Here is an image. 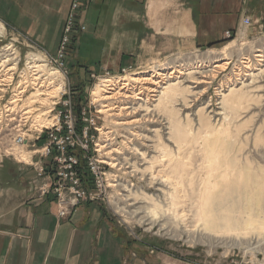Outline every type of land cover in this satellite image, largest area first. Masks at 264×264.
Here are the masks:
<instances>
[{
    "label": "rangeland",
    "instance_id": "rangeland-1",
    "mask_svg": "<svg viewBox=\"0 0 264 264\" xmlns=\"http://www.w3.org/2000/svg\"><path fill=\"white\" fill-rule=\"evenodd\" d=\"M72 1L0 0V52L4 44L9 46V42H14L23 58L28 53L39 57L57 55ZM83 1L82 7L74 11V25L64 56L66 74L56 73V80L44 85L47 86L45 90L39 89L41 98L32 102L30 117L24 126L29 128L26 143L15 146L13 151L25 150L29 153L27 162H30L33 148L29 145L36 141L39 148L48 141L45 128L51 126L54 113L62 107L57 103V109L53 110L54 99L45 103L44 98L49 87L60 80V89L65 88L69 94L62 96L57 92V96L61 100L70 98L78 134L83 126L89 125L83 121L82 111L87 116H98L96 124L101 131L90 128L94 138L88 137L87 142L88 153L102 160L104 194L81 203L91 204L101 216L110 220V227L116 238H121L123 252H126L123 264H133L136 258L147 264H159L164 260V264H264V212L261 209L258 212L253 207L252 224L236 232L222 233L221 230L216 233L214 229H204L203 223L194 218L197 205L204 202L199 192L205 188L204 196L209 195L208 206L215 218H228V214L231 217L228 209L252 206L250 194L260 188L263 193L259 202L264 206V56L262 61L254 56L258 51L264 55V0H189L194 7H165V12L156 13L159 17L154 21L147 19L145 7H89L94 0ZM178 2L181 0L175 4ZM162 16L169 20V26H160ZM246 17L250 19L247 25L243 22ZM226 45L227 49L222 51ZM228 58L226 68L219 71L211 83L192 89L200 92L206 88L205 92L196 94L197 98L188 108L179 102L166 105L137 100L134 105L137 112L132 117L140 119L132 128L138 130L140 137L133 138L131 129L117 127L111 117L99 112L102 103L93 92L97 85H105L106 82L99 83L103 78H127L135 72L148 74L158 68L168 72L176 65L191 71L198 61L210 69ZM245 64L251 65V69H245ZM239 69L242 75H237ZM245 72L249 75H243ZM2 73L0 77H5ZM16 81L17 73L9 93ZM182 82L180 87L190 90L192 84ZM32 92L38 91L27 87L22 92V107ZM222 99L228 103L223 110L220 108ZM211 110L221 114L215 115ZM36 115L49 123L41 127L38 139L34 138L35 131L41 128L32 123ZM61 118L65 120L64 113ZM169 120L180 130H171ZM101 126L111 131L110 137L115 138L112 147L122 148L123 154L109 156L104 154L105 148H99V153L94 149V142L104 144ZM215 130L220 131L219 144L212 140ZM1 134L8 135L5 126ZM9 137L0 136V146L12 141ZM162 149L172 154L179 150L186 162L180 174L169 159L164 161L169 163L167 167L160 166ZM211 149L216 152L215 159ZM72 152L83 166L87 159L85 153L78 148ZM110 161L118 165L112 167ZM18 165L26 164L17 162L12 156L6 157L0 165V183L5 185L13 180L12 176L23 172V169L18 170ZM88 170L81 175L93 190L94 176ZM151 175H157V183L151 182ZM167 192L173 193L177 203L172 204L164 198ZM143 205L147 207L146 212L151 209L154 213L148 211L147 214L149 219L152 216L153 224L138 221L145 212L131 214ZM117 206H124V211ZM246 217V213L241 214L242 226ZM246 245L251 250L243 248Z\"/></svg>",
    "mask_w": 264,
    "mask_h": 264
},
{
    "label": "crops",
    "instance_id": "crops-1",
    "mask_svg": "<svg viewBox=\"0 0 264 264\" xmlns=\"http://www.w3.org/2000/svg\"><path fill=\"white\" fill-rule=\"evenodd\" d=\"M177 1L94 0L89 7H145L147 19L154 21L165 7H194L189 0ZM168 21L162 16L160 26H169ZM22 169L26 173L0 183V264H123L126 252L107 217L81 203L71 217L58 219L52 197L37 196L33 168L18 165ZM133 264L147 262L136 258Z\"/></svg>",
    "mask_w": 264,
    "mask_h": 264
},
{
    "label": "built area",
    "instance_id": "built-area-1",
    "mask_svg": "<svg viewBox=\"0 0 264 264\" xmlns=\"http://www.w3.org/2000/svg\"><path fill=\"white\" fill-rule=\"evenodd\" d=\"M84 3L83 0H73L70 4L71 12L67 16V23L64 29V35L60 42V49L55 56H44L39 57V62L37 67H30L28 55L25 54L24 58L19 54V51L14 42H9V48L14 52L13 58L9 60L14 61L16 68L11 70L12 80H7L8 77L6 70L3 71V67L0 66V73L3 72L0 77V136H10L11 139L8 144H3L0 146V165L3 163L6 157L12 156L17 162H23L26 165L31 166L34 169V177L32 178V183L38 194V197L44 198L46 196H51V201L55 206V214L59 218H66L71 215L72 211L83 201L88 198L99 197L104 194V172L101 166V159L99 156H93L89 154V139H93L94 136L90 135V128L96 131H100L96 124L97 115L87 116L85 111H82V119L85 123L88 122L89 125L83 126L80 134L76 132L74 127V119L72 117L71 100L69 97L61 100L59 96L54 98V106L52 109H57V103H61L59 110L54 113V121L50 127H46L45 136L48 140L45 144L36 147L34 141L29 146L33 148L30 150L32 155L30 157L31 161H20L15 158V155L11 152L15 146H21L24 141L26 143V135L29 131L25 129L24 126L30 117L27 110L20 104L23 93L20 96L14 97V93L11 90L9 93V87L13 83L14 75L17 73V81H29L26 82L25 88L30 87V89H43L48 85L49 74L47 70H53V76L55 74L64 75L66 74L64 56L67 53V47L70 42L69 34L72 32L74 25V11L82 7ZM243 22L247 25L250 19L246 17ZM84 29V26H81ZM7 44V43H6ZM6 44H4L6 46ZM2 45L1 48L4 46ZM29 63V64H28ZM125 71V69H123ZM113 77V76H112ZM33 78V79H30ZM108 78V77H106ZM15 83V84H16ZM52 83V82H51ZM49 83V84H51ZM14 84V85H15ZM5 92H4V91ZM23 91V92H24ZM62 96L69 94V92L64 88L59 89L58 93ZM8 93V94H7ZM63 108H66L63 111ZM51 109V110H52ZM50 110V111H51ZM64 113L65 120H62L61 115ZM5 126L8 135H2V127ZM42 128L35 131V139H38L42 133ZM98 144L94 142V149L99 153ZM74 148H78L85 153V164L80 166L79 158L72 152ZM95 152V151H94ZM96 157V158H95ZM94 176V189L90 190L87 182L82 178V172L87 171L88 168ZM89 171V170H88Z\"/></svg>",
    "mask_w": 264,
    "mask_h": 264
},
{
    "label": "bare ground",
    "instance_id": "bare-ground-1",
    "mask_svg": "<svg viewBox=\"0 0 264 264\" xmlns=\"http://www.w3.org/2000/svg\"><path fill=\"white\" fill-rule=\"evenodd\" d=\"M9 47L10 46L7 45L1 49L0 66L3 67V69H4L3 71L6 70V72L9 73L8 78H10V81H11L12 80V72H10V71L14 70L16 68V66L14 65V61H12V62L9 61L13 58V54H14V52ZM225 49H227V45L222 48V51ZM9 50H11V51H9ZM254 56L258 57L256 60L262 61L263 59L261 57H263L264 55H263L262 51H258V53H256ZM28 59L30 61L29 63L32 64L30 67L33 68V67L39 66L38 65L39 55H37L35 53H28ZM228 60H230V59L228 58V59L224 60L222 63H215V64H213V66L210 69H206L205 68L206 66L198 61V63H195L192 66L191 71L190 70L186 71L187 67L176 65V66L170 67L171 69L168 72L165 69H161V68L159 69L158 68L156 70L155 69L152 70V72H150L148 74H145L146 72H135L133 74H130L127 78H125L124 76H122L121 79H119L120 77H118V76L103 78L99 83L106 82L105 85H103V87H102V85H97L94 89L96 92H93L94 94L97 95V97H96L97 101L98 102L101 101V103H102L100 106L99 112L100 113L101 112L106 113V116L108 115L109 117H111L113 124L116 125L117 127L121 128V129H128V128L131 129L132 130L131 134L133 135V138L140 137L138 130H135V128H132V126H134V124H136L140 119V117L139 118L132 117V115L137 112V110H136L137 108L134 107V105L137 103V100H142L146 104L149 103L150 101H153V102L158 101V102H163V104H166V105H170V104H173L175 102H177V103L179 102V104H181L182 107L188 108L191 106V102L197 98L196 94L197 93L200 94V93L205 92L206 88L200 90V92L193 91L192 89L198 87L201 84L211 83V81L213 79H215L217 73L226 68V65L229 63ZM248 60H245L246 64H248L247 63ZM246 64L243 65V67H246L245 69L250 70L251 65H246ZM188 68H189V66H188ZM240 68H242V67H240ZM47 71L49 74L48 80H49V83H51L54 81L53 80L54 79L53 70H47ZM237 75H242V74H240V69H239ZM243 75L247 76V75H249V73L245 72ZM30 79H33V78H30ZM111 79H113V80H111ZM114 79H117V80L115 81ZM172 79H176V80L174 81ZM120 80H121V83H120ZM28 81H29V77H28L27 81H20V82L15 84V86L13 87L14 88L13 89L14 97L20 96V94L24 91V87L26 85V82H28ZM182 81H187V82H190L192 84L191 87H189L190 90L185 89V88L182 89L180 87V83ZM61 84H62L61 81L58 80V81H56V83L52 84L51 87H49L50 89L48 90L47 97L44 98L45 103L47 101H49V102L52 101L57 96V92L60 89ZM99 87H101V89H99L100 91H98ZM45 89H42V90H45ZM37 91L38 92H32L30 95H28V97L25 98L26 102L24 103V108L27 110L28 113L31 111L32 102L35 101L36 99L41 98L40 96H38L40 94L39 88H37ZM91 95H92V92H91ZM189 98H192V99H189ZM23 99L24 98H22V100ZM92 101H93V103L96 104V102L93 100V98H92ZM221 104H222V106L220 107L221 110H223V108L225 109L226 104L228 105V103H225V101L223 99L221 100ZM214 110H211V111H213V114H215V115L221 114L220 112L214 111ZM152 113H151V115H153ZM145 119H147V118H145ZM172 121L169 120L170 129L179 131L180 130L179 127L177 128L176 123L175 122L172 123ZM32 123H33V125L34 124L36 125V128H41L44 125L45 126L49 125L48 121L45 122V119L41 118L40 115H36L34 117V120L32 121ZM99 130L101 131V129H99ZM110 132H111L110 130L105 131V128L102 127L104 144H101L100 142H98V143H100V144H98L100 150H102L101 148L107 149L104 152V154L109 155V156L112 154H116V155L117 154H123L122 148L112 147V145H113L112 140H114L115 138L112 136L110 137ZM211 133L212 132H210V134ZM219 134H220V131L215 130L213 132V139L212 140L217 144H219L218 138L221 137V136H219ZM148 150H149V148H148ZM207 150H209V149L206 148V151ZM161 151H162V155H161V153L159 155L160 156L159 161L161 162L160 166L167 167L169 165V163L172 161L174 163L173 164L174 169L177 171L176 173L180 174V169H182V166L184 165L185 161L182 158V156L180 155L179 150L176 151L174 154H172L171 151L168 152V151H164L163 149ZM216 151H217V149H216ZM11 152L15 153L16 159H18L20 161H29V153H27L25 150L24 151H17V152H14L12 150ZM212 152L214 153L213 158L215 159L216 158V155H215L216 152L214 150H212ZM138 154H139V152H138ZM146 154H148V153H146ZM132 156H137V154L135 155L134 153H132ZM111 159L115 160L116 158H111ZM168 159H169V163L167 164V162H164V161H167ZM142 161H144V160H142ZM108 163H110V165H112V167L116 164L118 165V163L114 164L111 161ZM133 171H135V170L133 169ZM163 172H165V171H163ZM157 175H158V173H157ZM157 175H155V176L151 175V182L152 183H157ZM166 178H168V180L170 179L168 176ZM162 179H163V177H162ZM175 181H176V179H175ZM175 184H178V183H175ZM166 185H167V183H166ZM173 186L174 185H172V187ZM172 190L174 191L175 189H172ZM262 190H263V188H260L255 193L250 194L251 195L250 198L252 199V204H253L252 206H246V207H244L245 209H239V210L228 209L229 212L232 213L231 217H229L230 214H228V216H227L228 218H225V217H216L215 218V216L213 215L214 211L211 210L208 206L207 200L209 199L208 198L209 195L206 194V196H204V194L207 192V188H205L204 191L199 192L200 193L199 196H200V198H202V200L204 202L200 205H197L196 210L194 211L195 212L194 218H196V221H201V223H203L204 229L205 228L207 229V227H208V228L214 229L216 233L218 231L221 232V230L224 231L222 233H226L227 231L236 232L235 230H238V229H246L250 224H252V220L254 217V215L252 213L253 207L258 209L257 210L258 212L260 209L262 212H264L263 211L264 206L261 205L259 202L260 201L259 200L260 195L263 193ZM174 193H178V192L174 191ZM172 194L173 193L167 192L163 196L166 200L167 199L170 200L172 202V204L177 203V198L175 196H173ZM178 195H180V194H178ZM178 198H180V197H178ZM204 203H205V205H204ZM123 207H118V208H119V210L124 211ZM139 207L137 208V210H133L131 212V214L133 215V213H140V212L144 213L145 212V214H143L144 216H141L138 221L139 222L148 221V224L149 223L153 224L154 222L152 221L153 220L151 218L152 216L151 215L149 216L150 219L147 216L148 211H150V213H152L151 212L152 210L150 209L146 212L145 210L147 209V207H144V205H143V207H140V208ZM138 209H139V211H138ZM219 212H220V210H219ZM243 213H246L247 217H246V219H244V221L242 223L244 225L242 226L240 218H241V214H243ZM152 215H154V213H152ZM232 218H234L235 220L234 221L231 220ZM209 231L210 230H208V232ZM222 244L224 245L223 242H222ZM243 248H245L247 250H251V248H248L247 245L244 246Z\"/></svg>",
    "mask_w": 264,
    "mask_h": 264
}]
</instances>
